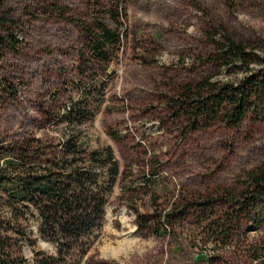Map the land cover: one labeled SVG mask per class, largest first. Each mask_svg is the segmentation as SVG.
<instances>
[{"label": "rangeland", "instance_id": "1", "mask_svg": "<svg viewBox=\"0 0 264 264\" xmlns=\"http://www.w3.org/2000/svg\"><path fill=\"white\" fill-rule=\"evenodd\" d=\"M103 3L7 0L0 7L21 45L0 61L18 88L0 109V135L59 142L72 129L64 114L85 98L94 115L78 129L91 148L110 145L119 163L98 240L86 253L73 249L68 264H264V203L229 237L216 228L231 214L229 204L213 214L199 205L246 189L248 172L264 164V119L191 130L168 105L187 82L242 76L212 58L223 28L255 51L250 67H264V0H122L121 24ZM56 6L68 7V18ZM96 21L119 30L122 43L88 68L81 23ZM39 245L56 252L50 241L39 238Z\"/></svg>", "mask_w": 264, "mask_h": 264}, {"label": "trees", "instance_id": "2", "mask_svg": "<svg viewBox=\"0 0 264 264\" xmlns=\"http://www.w3.org/2000/svg\"><path fill=\"white\" fill-rule=\"evenodd\" d=\"M6 1L0 0V7ZM107 2L111 18L121 24V19L127 17L122 0ZM95 4L106 6L103 0H95ZM52 9L68 18V7ZM8 21L0 15V33L5 32L0 36V61L21 46ZM81 26L86 41L82 59L88 68L95 60H109L112 52L119 49V30L102 21L82 22ZM219 34L214 39L216 53L212 58L227 66L224 68L243 74L236 80L206 77L178 87L168 105L175 118L185 119L191 130L216 122L239 126L249 116L264 119V67H250L257 62L250 45L231 36L225 28ZM17 95L12 77L6 70L0 71V109ZM93 115L87 99L74 103L62 119L72 129L64 132L59 142L34 133L17 139L0 135V264H68L73 249L79 247L86 253L98 240L120 167L110 145L91 148L78 129ZM55 123L57 126L58 121ZM247 181L243 191L224 190L218 199L199 203L206 204L212 214L219 204H229L232 212L226 222L217 225L218 235L229 237L234 226H240L258 204L264 203V164L249 171ZM185 209L186 206L178 207L167 213V221ZM39 238L54 243L56 252L40 247ZM27 247L32 252L31 259L26 255Z\"/></svg>", "mask_w": 264, "mask_h": 264}, {"label": "water", "instance_id": "3", "mask_svg": "<svg viewBox=\"0 0 264 264\" xmlns=\"http://www.w3.org/2000/svg\"><path fill=\"white\" fill-rule=\"evenodd\" d=\"M197 259L200 260V261H203V260L206 259V255H205V254H201V255H199V256L197 257Z\"/></svg>", "mask_w": 264, "mask_h": 264}]
</instances>
